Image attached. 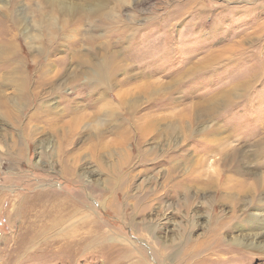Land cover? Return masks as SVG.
<instances>
[{"label":"rangeland","instance_id":"obj_1","mask_svg":"<svg viewBox=\"0 0 264 264\" xmlns=\"http://www.w3.org/2000/svg\"><path fill=\"white\" fill-rule=\"evenodd\" d=\"M50 2L0 0V87L17 93L16 77L28 76L21 117L2 116L0 264H68L45 245L51 234L21 257L13 241L20 218H9L25 195L48 204L66 191L90 203L118 238L104 237L108 253L142 249L147 264H264V253L227 234L235 216L264 197V0ZM62 4L84 12L59 19ZM40 103H53L58 117L68 106L94 116L97 104L113 103L118 125L103 119L100 148L91 134L99 122L86 117L64 145L62 130L73 122L63 114L57 131L40 133L47 114ZM119 130L126 136L115 146ZM59 151L74 154L78 173L98 169L100 182L77 172L68 180L58 160L49 168ZM113 187L115 210L98 200L114 196ZM217 235L232 251L217 247ZM98 257L82 263L101 264Z\"/></svg>","mask_w":264,"mask_h":264},{"label":"bare ground","instance_id":"obj_2","mask_svg":"<svg viewBox=\"0 0 264 264\" xmlns=\"http://www.w3.org/2000/svg\"><path fill=\"white\" fill-rule=\"evenodd\" d=\"M51 1H53L50 2V5L52 6L57 3V0H51ZM91 9H93L95 13H100V11L103 8L99 9L98 7H93ZM58 10L60 13L64 12L60 14L61 18L59 17V19H64L62 18V15H66V16L70 15L67 13V10H71L72 11L71 13L73 15L74 13H80L81 11H83L84 6L83 7L77 6L73 8L69 4L68 5L62 4L58 8ZM99 15H101V13ZM9 45H11V43H9ZM12 71H14L13 68ZM98 75L101 76V74ZM26 83H28V76L24 73L23 75L16 77L14 83L15 84L14 91L17 90V93H10V94L5 93L0 87V135L1 136L5 135L4 131L2 130L3 129L2 123L6 122L5 120H7L8 122L18 121L22 115L20 113L24 111L23 109L24 103H22V101L25 98L24 89ZM51 104L53 105V103H40V110L44 109L45 111H47V114L42 119L45 122V124H43L40 127L41 128L40 133L45 132L46 129L48 128H53L55 131H57L58 130L57 122L59 121V118L64 114L65 116H69L68 120L73 123L69 125L68 128H66L65 130H62L61 139L64 145L70 144L71 143L70 134L74 129L71 126H73L76 123V121L81 122L84 119H86V117H88L90 121L94 120L95 122L96 121L99 122V124H96L93 127V131H91V134L92 132H94V137L96 141H98L97 143L100 144V148L105 147L104 139H105V132L107 131V129L106 127L103 126V124H105V121L103 119H107L108 117L114 119L116 118V116H118V113L116 112V106H114L113 103L97 104L96 110H94L97 112V115L94 116L88 112H85L86 115L79 114L75 110L77 107L74 108L68 106L66 107V109H64V111L60 112L59 117L58 115L56 116V112L53 110V108H56V106L50 107ZM2 116L5 117V120L3 119ZM114 121H116V119H114ZM115 124L118 125V122L116 121ZM125 132L126 131L121 132L120 130L115 131L117 137L112 139V142L115 144V146H119L120 144H122L126 136ZM48 142H49V138L46 140L42 138L40 140V145L41 144L47 145ZM137 145L138 144L136 143L135 147H137ZM11 146L13 147L15 145L13 144ZM109 148L110 147L107 146L105 151L108 150ZM61 154H63L61 158H57L56 160H51L46 163L47 165L49 164L48 165L49 168H54V165L57 164L56 161L58 160V163L60 164L62 169V173L65 175V177L68 180H73L76 177V172L78 171L77 161L75 160V156L73 153L67 154L66 152L60 153L59 151L58 155L60 156ZM95 155H98L97 152L94 153L93 157ZM78 174L79 177H85L89 182H91V180L94 182H100V179L98 178L99 172L98 169L96 168L90 169L85 167L81 169ZM115 176H116V180H118L119 177L117 176V173H115ZM116 188L117 187L112 188V192L114 191L113 192L114 196L112 195L109 196V194L108 195L105 194L107 195V197L103 195L101 199L97 198L99 201L103 203L107 201V203H105L104 206L111 207L113 210L116 209V207L114 208V205L116 203L115 197L117 195V191L119 187L118 189ZM48 190L50 189L46 188L44 191L46 192ZM59 190L62 192L60 188ZM42 192L43 191L41 190L40 193ZM26 197H27L26 195L23 196L16 204L13 205L12 207L13 209H11V213L9 215L10 219L13 218L14 214H17L20 218L18 231H16L17 233L14 234L17 236H15L16 239L13 241L16 243V245L19 246L18 250H21L20 252L21 257L25 254L22 251L24 250L26 251V249L29 247V244L36 241V237L43 235L42 239L46 236L48 239L50 236L49 234H51L53 236L50 238H53V240L48 239L45 240L44 243L47 247H53V249H55L54 258H57L56 260H58L59 263L65 261L68 262V264H73V263L81 264L83 258L87 260L91 258V260L93 261L94 258L92 257H95L96 261L98 262L99 260L98 255H99L102 256V258H100L101 264H128V262L129 264H147V260L142 249L125 250L124 248H120V250H118V248H116L115 249L116 251L114 253L107 252L111 247L107 244L108 243L106 242L107 240L106 241L104 240L105 239L104 237L107 236L108 232L102 229V226L99 224V221L96 220V218L92 215L93 206L90 203L85 202L83 199L81 201L79 200L80 203H78L77 193L75 194L74 192L66 191V194L60 193L58 195H53V200L48 204L40 203V200L37 202H27L26 200L28 199V197L27 198ZM82 197L85 198V200L86 199L88 200V198H86L85 195H83ZM260 199L261 200L258 201L259 205L253 208H248L244 211L245 213H242L239 216H235L236 219L234 220L233 226H231V231L227 234L229 236V239L233 243L243 244L249 246L250 248L252 247L257 251H260L258 253H264V197ZM2 200H3V196L0 195V203ZM98 200L97 202L100 204ZM84 209L86 211H84ZM19 211H22L24 214L22 215L19 214L18 213ZM228 222L229 220H227L225 223H222V226L228 227L227 226ZM112 234L109 233L108 236L112 237ZM220 234H221L220 236L221 239L222 234L224 233L221 231ZM111 239H113L114 242L119 241L118 238L115 237H112ZM218 239H219V235L215 237L217 247L219 249L225 248L222 245L218 244ZM109 241L112 242V240ZM33 247H35V245ZM208 249L211 250V248ZM225 249L228 251H232L233 248H225ZM202 250L207 251L205 246L203 247ZM136 252L140 253V255L138 256ZM18 256L19 255L17 253V257ZM135 257H137V259H135Z\"/></svg>","mask_w":264,"mask_h":264}]
</instances>
